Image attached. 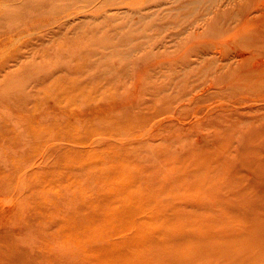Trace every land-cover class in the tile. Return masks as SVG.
Instances as JSON below:
<instances>
[{
	"label": "rangeland",
	"instance_id": "rangeland-1",
	"mask_svg": "<svg viewBox=\"0 0 264 264\" xmlns=\"http://www.w3.org/2000/svg\"><path fill=\"white\" fill-rule=\"evenodd\" d=\"M116 252L264 264V0H0V264Z\"/></svg>",
	"mask_w": 264,
	"mask_h": 264
},
{
	"label": "bare ground",
	"instance_id": "bare-ground-1",
	"mask_svg": "<svg viewBox=\"0 0 264 264\" xmlns=\"http://www.w3.org/2000/svg\"><path fill=\"white\" fill-rule=\"evenodd\" d=\"M235 52L237 51L235 50ZM110 255L111 256L109 258L113 262V264H119L120 258H123V261L120 264H130V257L128 255L122 256V254H119L118 252H116V254H110ZM111 261H110V264H112Z\"/></svg>",
	"mask_w": 264,
	"mask_h": 264
}]
</instances>
